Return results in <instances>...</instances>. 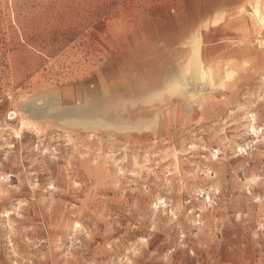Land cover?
Returning a JSON list of instances; mask_svg holds the SVG:
<instances>
[{
    "label": "rangeland",
    "instance_id": "1",
    "mask_svg": "<svg viewBox=\"0 0 264 264\" xmlns=\"http://www.w3.org/2000/svg\"><path fill=\"white\" fill-rule=\"evenodd\" d=\"M220 3L0 0V264H264V0Z\"/></svg>",
    "mask_w": 264,
    "mask_h": 264
},
{
    "label": "crops",
    "instance_id": "2",
    "mask_svg": "<svg viewBox=\"0 0 264 264\" xmlns=\"http://www.w3.org/2000/svg\"><path fill=\"white\" fill-rule=\"evenodd\" d=\"M253 0H221L220 5L223 7H225L227 13L231 12V11H239V9H241V7H245V8H249V4L252 2ZM244 25H249V21L247 18H245V20H243L242 22Z\"/></svg>",
    "mask_w": 264,
    "mask_h": 264
},
{
    "label": "built area",
    "instance_id": "3",
    "mask_svg": "<svg viewBox=\"0 0 264 264\" xmlns=\"http://www.w3.org/2000/svg\"><path fill=\"white\" fill-rule=\"evenodd\" d=\"M257 131V130H256Z\"/></svg>",
    "mask_w": 264,
    "mask_h": 264
}]
</instances>
